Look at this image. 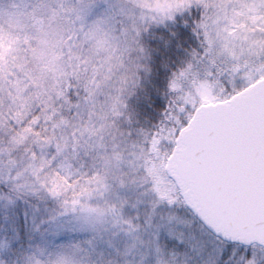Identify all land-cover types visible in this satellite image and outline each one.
Masks as SVG:
<instances>
[{
	"label": "snow or ice",
	"instance_id": "1",
	"mask_svg": "<svg viewBox=\"0 0 264 264\" xmlns=\"http://www.w3.org/2000/svg\"><path fill=\"white\" fill-rule=\"evenodd\" d=\"M0 264H264V0H0Z\"/></svg>",
	"mask_w": 264,
	"mask_h": 264
}]
</instances>
